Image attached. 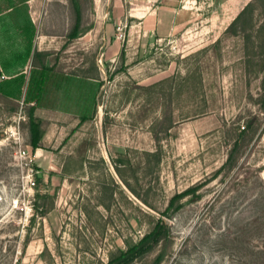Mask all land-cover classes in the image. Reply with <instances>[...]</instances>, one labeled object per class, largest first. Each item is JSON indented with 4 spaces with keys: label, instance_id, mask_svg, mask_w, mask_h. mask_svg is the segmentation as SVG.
Segmentation results:
<instances>
[{
    "label": "rangeland",
    "instance_id": "374dc122",
    "mask_svg": "<svg viewBox=\"0 0 264 264\" xmlns=\"http://www.w3.org/2000/svg\"><path fill=\"white\" fill-rule=\"evenodd\" d=\"M34 1L0 0V264H105L159 220L166 236L129 264L249 262L264 225V0ZM249 3L244 34L225 33ZM16 76L17 91L1 82ZM253 117L237 165L214 176Z\"/></svg>",
    "mask_w": 264,
    "mask_h": 264
},
{
    "label": "trees",
    "instance_id": "16d2710c",
    "mask_svg": "<svg viewBox=\"0 0 264 264\" xmlns=\"http://www.w3.org/2000/svg\"><path fill=\"white\" fill-rule=\"evenodd\" d=\"M250 6L251 5L249 3L245 5L239 11V13L235 16V18L231 21V23L225 29V33L237 35L238 32L240 31L241 33L244 34V29L239 27V24L244 19V17L248 14ZM243 38L246 42L248 41V37L246 35ZM245 53L247 54L246 51ZM260 55H261L262 62H263L261 65L262 66L261 68H264V58H263L264 55L263 54H260ZM0 64H1V67L3 66V71L6 72L8 70L7 67L3 65L2 62H0ZM18 78L19 76L11 77L1 82H5L4 84L13 83L16 87V84H18L17 82ZM43 82H44L43 77L37 81V84H36L37 89L39 88V86L43 85ZM1 86L2 85L0 83V93L11 96L12 93L11 92L9 93L8 92L9 90H6V91L3 90V87ZM8 88H9V85H7V89ZM17 89L18 88L16 87V91ZM36 96L32 98L31 100L29 99L30 100L29 103L32 102L33 105L28 112L30 145L33 148L37 147V142H38L37 125L34 123V119H33L34 105L39 103V98ZM255 121H256V118L253 117L252 119L246 121L245 124L243 123L242 125H238L236 127V131H237L236 137L234 138L230 148L227 151L225 161L216 170L214 176H217L223 171H229L237 165L238 156L243 148V145L245 143V140L249 132L252 130L254 126ZM198 186L199 185L194 186V187H189L185 189L181 194L173 196L168 202V205L166 207V212H169L170 210L171 211L177 210V207L173 208V204L176 200H178L182 196L191 195V201H198L200 199V196L196 194ZM255 222L257 223V226H254V229H253L255 231L254 232L255 245L253 246L252 252L249 253V255L251 256V259L249 262L242 261L244 260L243 258H245V255H243L241 261H239V264H264V225L257 221ZM162 223L163 221L161 220L157 221L149 233L145 234L136 243L129 246L126 250L119 251L115 256L110 258L105 264H129L132 262L133 259L142 257L143 255L147 254L154 246H156L166 236V229ZM246 230H250V228H248V225H245L244 229L237 231V236L233 238L232 241L236 243L240 242L239 245L244 244L246 240L243 241L241 237L244 235V232Z\"/></svg>",
    "mask_w": 264,
    "mask_h": 264
},
{
    "label": "crops",
    "instance_id": "0c3cea01",
    "mask_svg": "<svg viewBox=\"0 0 264 264\" xmlns=\"http://www.w3.org/2000/svg\"><path fill=\"white\" fill-rule=\"evenodd\" d=\"M96 2V1H95ZM27 4H29L30 5V8H33V6H34V4H35V1L34 0H27V2H26ZM131 8V7H130ZM130 8L128 9V16L129 17H132V18H137V19H140V20H143L144 19V16L145 15H141V16H139V17H133V16H131L130 15ZM139 14H142L141 12H139ZM143 14H144V12H143ZM34 22H35V20H34V18L32 17V15L30 14V23H29V26L28 27H30L29 29L31 30V32L33 31L32 29L34 28ZM145 22V21H144ZM33 26V27H32Z\"/></svg>",
    "mask_w": 264,
    "mask_h": 264
},
{
    "label": "bare ground",
    "instance_id": "6f19581e",
    "mask_svg": "<svg viewBox=\"0 0 264 264\" xmlns=\"http://www.w3.org/2000/svg\"><path fill=\"white\" fill-rule=\"evenodd\" d=\"M96 2H98V0H95Z\"/></svg>",
    "mask_w": 264,
    "mask_h": 264
}]
</instances>
